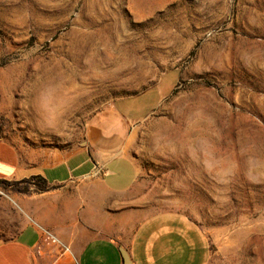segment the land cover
Masks as SVG:
<instances>
[{"label": "rangeland", "instance_id": "obj_1", "mask_svg": "<svg viewBox=\"0 0 264 264\" xmlns=\"http://www.w3.org/2000/svg\"><path fill=\"white\" fill-rule=\"evenodd\" d=\"M168 70L123 149L132 194L198 225L208 264H264V0H0V141L70 151Z\"/></svg>", "mask_w": 264, "mask_h": 264}, {"label": "crops", "instance_id": "obj_2", "mask_svg": "<svg viewBox=\"0 0 264 264\" xmlns=\"http://www.w3.org/2000/svg\"><path fill=\"white\" fill-rule=\"evenodd\" d=\"M178 79L168 70L144 91L116 99L88 122L77 148L47 160L0 141V181L41 176L54 186L28 194L0 189V264H124V253L129 264L209 263L207 239L192 220L145 216L132 194L137 168L123 151L130 127L149 117Z\"/></svg>", "mask_w": 264, "mask_h": 264}, {"label": "trees", "instance_id": "obj_3", "mask_svg": "<svg viewBox=\"0 0 264 264\" xmlns=\"http://www.w3.org/2000/svg\"><path fill=\"white\" fill-rule=\"evenodd\" d=\"M3 189L7 187L10 188L12 192L28 194L30 192H47L54 188V186L49 185L48 182L41 176H32L28 179H23L20 181H0V187Z\"/></svg>", "mask_w": 264, "mask_h": 264}, {"label": "water", "instance_id": "obj_4", "mask_svg": "<svg viewBox=\"0 0 264 264\" xmlns=\"http://www.w3.org/2000/svg\"><path fill=\"white\" fill-rule=\"evenodd\" d=\"M123 262L124 264H129L126 253H124V256H123Z\"/></svg>", "mask_w": 264, "mask_h": 264}, {"label": "built area", "instance_id": "obj_5", "mask_svg": "<svg viewBox=\"0 0 264 264\" xmlns=\"http://www.w3.org/2000/svg\"><path fill=\"white\" fill-rule=\"evenodd\" d=\"M51 240L55 241V240L53 239V237H52V239H51Z\"/></svg>", "mask_w": 264, "mask_h": 264}]
</instances>
